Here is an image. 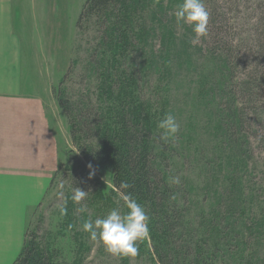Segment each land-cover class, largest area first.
Segmentation results:
<instances>
[{"label": "trees", "instance_id": "obj_1", "mask_svg": "<svg viewBox=\"0 0 264 264\" xmlns=\"http://www.w3.org/2000/svg\"><path fill=\"white\" fill-rule=\"evenodd\" d=\"M246 1L245 10L242 0H203L209 13L208 34L197 39L188 26L189 53L182 55L174 54L170 21L162 17L166 10L160 5L151 12L146 0H86L77 26L86 10L103 12L108 21L105 37L94 50L93 66H104V53L113 52L107 68L115 72L106 76L114 87L104 88L112 104L103 102L93 111L84 103H69L51 87L70 137L79 133L94 143L79 148L83 160L73 158V150L67 154L68 162L77 159L83 166L72 176L70 192L76 187L82 190L87 179L107 176L124 206L123 195L131 194L149 217L150 237L140 244L151 264H264V201L258 196L264 191V0ZM138 3L143 11L137 18ZM152 35L162 36L161 52L154 57L160 71L172 83L189 76L192 89L202 92L194 102L201 100L209 113L207 148L216 160L219 179L213 188L211 183L206 186L212 202L205 209V195L204 202L196 203L188 180L181 177L179 184H172L168 162L162 167L164 153L183 149L192 139L178 133L175 139L161 140L162 130L139 96V65L128 73L123 70L122 59L141 54L144 38L150 40ZM206 164L210 172L214 166ZM125 183L127 189L121 187ZM12 264L74 263L55 259L52 249L42 248L34 235L28 238L25 228L22 248Z\"/></svg>", "mask_w": 264, "mask_h": 264}, {"label": "rangeland", "instance_id": "obj_2", "mask_svg": "<svg viewBox=\"0 0 264 264\" xmlns=\"http://www.w3.org/2000/svg\"><path fill=\"white\" fill-rule=\"evenodd\" d=\"M85 1L23 0L22 4H25L27 11L22 20L24 21L25 18L26 20L20 26L18 25L19 18L16 20V32L19 35L22 50L25 52L21 57V77L24 79L32 77V81L35 82L24 91L39 93L43 96V92L36 90L41 88V84L45 83L49 86L51 82L56 87V93L64 94L69 103L81 102L95 111L96 108L102 107L103 102V105L107 106L112 104L107 98L109 91H104V88H107L108 84L114 87V83L109 80L106 73L108 71L114 73L115 70L107 68L108 63L113 59V52L104 53L107 61L104 66H93L96 58L94 50L99 48L101 40L105 37L108 21H105L103 12L86 10L77 26L78 16ZM146 1L151 7V12H155L158 5L166 10L162 17L170 21L174 54L189 53L187 27L190 25L184 22L177 24L174 15L182 0H162L158 3L156 0ZM242 1L243 8L246 10L249 2ZM15 4L19 5V0H15ZM154 6H156L155 9ZM134 8H137L134 14L139 15L137 18L140 17L141 13L137 14V12L139 10L142 12L143 6L138 3ZM162 24H160L161 28ZM155 37L152 35L150 40L144 38L145 46L141 54H129L126 59H122L125 62L123 70L128 73V70L134 69L137 63L141 69L138 79L139 96L143 103L146 102L149 115L158 124L167 114L171 113L180 125L178 133H183L192 139L190 143L186 142L187 147L183 149L175 147L172 153H164L162 167L163 165L165 167L167 161V175L188 180L192 185L193 200L196 203L204 202L203 196L205 195L206 202L202 206V209H205L212 202L206 186L211 183V188H213L217 183L216 180L219 179L215 172L216 160L209 152L211 149L207 148L211 140L206 134L211 123L209 113L201 100L194 102L196 96L197 98L202 96V92L192 89L193 83L189 81L191 80L189 76L184 74L178 80L175 78V83H172L169 76L160 71L162 66L158 65L159 62L154 57L161 52L162 36L160 39L158 35ZM168 50L169 47H166L165 54H169ZM144 54L145 62L141 59ZM67 67L68 70H66ZM118 68L121 69V66L119 65ZM137 71L139 72L138 69ZM36 73H40L41 76ZM64 74L63 83L58 88V82ZM45 103L52 128L61 142L60 155L64 164L49 182L40 202L30 212L26 225L28 238L34 235L42 248L52 249L55 259H63L74 264H151L147 249L140 243L139 255L135 258L121 259L107 253L100 242L92 241L89 239V234L83 231L82 224L87 220L94 221L97 218H104L113 209H117L122 215L127 211L124 204L114 194L107 176L97 178L96 181L87 179L82 190L88 192V196L80 204L72 201L71 178L83 168L79 160L84 158L79 148L82 145L91 146L94 143L85 137L80 138L79 133L74 139L70 137L62 109L52 93L46 94ZM71 150L75 154L73 158L79 160H71L69 163L67 154L71 153ZM206 161L211 163L210 168L214 166L210 172L205 169L209 168ZM250 168H252L251 165ZM252 173L254 176V171ZM258 196L261 202L264 201L263 190L258 192ZM61 205L67 209V214L63 217L59 215ZM80 207L86 208V211L80 212Z\"/></svg>", "mask_w": 264, "mask_h": 264}, {"label": "crops", "instance_id": "obj_3", "mask_svg": "<svg viewBox=\"0 0 264 264\" xmlns=\"http://www.w3.org/2000/svg\"><path fill=\"white\" fill-rule=\"evenodd\" d=\"M22 2L0 0V264H12L20 252L30 212L62 161L45 103L53 84H41L36 91L43 96L24 91L35 82L21 77L25 52L16 20L19 26L26 20Z\"/></svg>", "mask_w": 264, "mask_h": 264}, {"label": "clouds", "instance_id": "obj_4", "mask_svg": "<svg viewBox=\"0 0 264 264\" xmlns=\"http://www.w3.org/2000/svg\"><path fill=\"white\" fill-rule=\"evenodd\" d=\"M156 2L158 3L159 0ZM174 15L177 24L184 22L191 26L197 39L207 36L209 13L203 0H182ZM158 128L162 130L161 140L167 142L176 138L180 125L177 123L176 117L169 113L159 121ZM170 183L179 184V177H170ZM121 187L127 189L129 185L125 183ZM87 196L88 192L76 187L73 189L71 199L74 203L80 204ZM122 198L127 208L125 214L122 215L117 209H113L104 218L85 221L82 224V229L89 234V239L100 242L105 251L112 256L121 259L135 258L139 255V243L150 237L149 217L131 194H125ZM79 211L85 212L86 208L80 207ZM66 214V207L61 205L59 208L60 217Z\"/></svg>", "mask_w": 264, "mask_h": 264}]
</instances>
